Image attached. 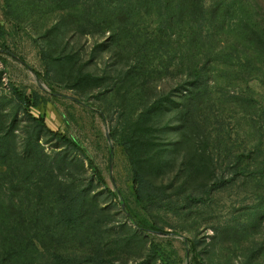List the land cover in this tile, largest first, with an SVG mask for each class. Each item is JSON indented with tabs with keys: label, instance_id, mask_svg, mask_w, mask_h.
Masks as SVG:
<instances>
[{
	"label": "rangeland",
	"instance_id": "obj_1",
	"mask_svg": "<svg viewBox=\"0 0 264 264\" xmlns=\"http://www.w3.org/2000/svg\"><path fill=\"white\" fill-rule=\"evenodd\" d=\"M88 1L0 0V264L55 252L264 264V206L219 186L226 124L239 145V98L264 102V0H201L194 16L174 0L125 17ZM16 94L36 95L30 115L46 128ZM55 134L79 143L103 182ZM134 165L161 194L137 198ZM67 192L82 195L74 228L60 215ZM126 209L162 232L141 231Z\"/></svg>",
	"mask_w": 264,
	"mask_h": 264
},
{
	"label": "trees",
	"instance_id": "obj_2",
	"mask_svg": "<svg viewBox=\"0 0 264 264\" xmlns=\"http://www.w3.org/2000/svg\"><path fill=\"white\" fill-rule=\"evenodd\" d=\"M69 1V0H68ZM64 0V3H68ZM174 0H109L107 2V11H112V15L116 12L125 17V11H140V6L154 5L156 10L171 11ZM89 4L95 5L96 9H100L103 0H90ZM181 11H189L191 16L198 12L206 11L205 5L200 0H177ZM106 6V5H105ZM106 8V7H105ZM82 11H91V6H88ZM218 11V10H216ZM89 13V12H88ZM201 30L194 32V35H200ZM39 76V74H38ZM193 76L200 78V73L194 72ZM256 96V94H254ZM36 95L21 96L16 94V99L24 106V113L38 127V129L46 128L45 117L38 118L30 115V107L34 106ZM240 106V117L238 119V147H234L231 138V131L228 130L229 124L223 129L220 143V180L219 186L223 190L237 189L239 195L253 196L259 205L264 206V102H261L258 97H241L238 102ZM62 142L76 150L82 158L88 163L94 177L102 181V175L98 168L94 165L92 159L87 154L86 150L77 142H74L61 134H55ZM130 142V140H129ZM135 166V165H134ZM133 184L135 186V194L138 199L151 200L162 191L156 188L148 181L142 172L136 166L133 169ZM82 196V195H81ZM79 195L73 196V193L67 192L62 197L60 206V215L64 226L74 228L78 225V218L81 210L82 197ZM191 200H199L198 197L189 195ZM126 213L134 220L136 226L141 231L162 232V229L154 223L147 220H136V216L126 209ZM17 233L21 231L18 227L12 229ZM38 250V248H37ZM36 253L42 255L41 252ZM43 256V255H42ZM194 264H203L197 258L194 259ZM47 264H111L101 253L86 256L84 259L77 257H68L60 253H52L47 258ZM169 264V263H166Z\"/></svg>",
	"mask_w": 264,
	"mask_h": 264
}]
</instances>
